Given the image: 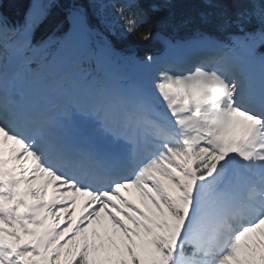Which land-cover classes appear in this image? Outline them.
Masks as SVG:
<instances>
[{
	"label": "snow or ice",
	"instance_id": "6c2138e0",
	"mask_svg": "<svg viewBox=\"0 0 264 264\" xmlns=\"http://www.w3.org/2000/svg\"><path fill=\"white\" fill-rule=\"evenodd\" d=\"M57 2L0 11V264H91L86 242L65 249L102 211L127 241L118 264H264V0H199L189 40L156 30L173 25L156 0H68L67 30L38 37ZM108 36L164 48L120 57L112 82L95 75L119 56ZM70 193L88 200L65 237Z\"/></svg>",
	"mask_w": 264,
	"mask_h": 264
},
{
	"label": "trees",
	"instance_id": "16d2710c",
	"mask_svg": "<svg viewBox=\"0 0 264 264\" xmlns=\"http://www.w3.org/2000/svg\"><path fill=\"white\" fill-rule=\"evenodd\" d=\"M33 0H0V11L8 17L11 23H17L22 21L23 16L27 9L32 5ZM161 6L163 12L161 14V20H172L173 25L167 28H161L157 25L156 30L161 32L163 36L175 37L178 40H188L194 36L196 32V24H187L180 26V21L184 19H191L195 21L199 13L203 10L199 0H172L171 4L165 2V0H156ZM68 0H58L57 4L51 8L49 17L37 28V36H48L56 31V23H63L64 27L56 32L57 36L63 34L67 30L68 24L66 23V7ZM105 35H108L105 33ZM108 39L112 41L116 52L120 57L136 56L142 57L145 50H151L160 52L164 48L162 38L152 40L149 43H138L133 37L128 36L122 39H116L112 36H108ZM255 55L264 54V45H258L255 48ZM121 62V61H120ZM120 71L127 70L124 63L120 65ZM8 227V225H6ZM23 235V233H21ZM27 239V237H25Z\"/></svg>",
	"mask_w": 264,
	"mask_h": 264
},
{
	"label": "rangeland",
	"instance_id": "374dc122",
	"mask_svg": "<svg viewBox=\"0 0 264 264\" xmlns=\"http://www.w3.org/2000/svg\"><path fill=\"white\" fill-rule=\"evenodd\" d=\"M114 59L112 61H110V62H104V61L98 62L96 64V67H95V71H96L95 75L101 76L105 71H108V73L110 75H115V79L117 81H119V80L122 81L124 79V77L126 76V74H129L130 72L127 71V72L122 73V74H120V73L117 74L116 73L117 63H116V61ZM39 70L42 71V72L44 71V69H39ZM100 70H101V72L103 70L101 75H99L97 73V71H100ZM140 198H141L142 202H144V205H145V202H146L145 199L146 198L142 197L141 193H140ZM144 209H145V211H147L146 206H145ZM21 211H23V209H21ZM64 216H65V214H62L61 226H63L66 222H68L69 219L71 220V223H72V227H70L68 229V232L65 233V237H67V236L71 235V233L75 229V226H76V223L78 221V218H76L75 216L74 217H67V218H65L66 221H64L63 220ZM49 223H51V218H49ZM129 226L132 227L131 224H129ZM40 231H42V229ZM139 231L141 232L142 235H145L144 232H143V229H140ZM109 232H110V237L109 238L107 237L105 239L108 240V241L113 239V241H115V242L110 241L106 245V241H105L104 238L101 239L100 241H97L95 239V235L90 230V224H89L86 230L81 231V232H79L76 235V239H75V241L73 243L67 245V248L65 249V252L67 251L68 248H71V249L75 250L77 248V246H81L82 247L83 244L86 242L89 245V248H90L89 260H90L91 264H118V262L120 260H122V259H129L130 260L131 257L129 255V253L127 252V248L124 247V243L119 239V236H121L122 233H119V229L116 226L114 228H112V230H110ZM85 238H86V240H85ZM145 238H147V237L145 236ZM63 239H64V237L61 238V240H63ZM134 239H136L137 244L140 243V239L139 238L134 237ZM250 240H251V237L248 238L247 242L250 243ZM123 241L125 243H127L125 238L123 239ZM105 251H107V252H105ZM137 252H139V248H137ZM102 253H104V254L105 253H109L110 255H102ZM67 259H68V257L66 255H61L59 264H65V261ZM240 259L242 261H244L245 264H247V259L245 258L243 252L240 253ZM232 264H236V262L233 261Z\"/></svg>",
	"mask_w": 264,
	"mask_h": 264
},
{
	"label": "bare ground",
	"instance_id": "6f19581e",
	"mask_svg": "<svg viewBox=\"0 0 264 264\" xmlns=\"http://www.w3.org/2000/svg\"><path fill=\"white\" fill-rule=\"evenodd\" d=\"M102 79L108 80V81H112V82H116L117 81L115 78H113V76H110L107 73L104 74ZM117 82H120V81H117ZM9 143H11V142H9ZM42 184H43V181H39V182H37L35 187H41ZM22 187H24V186H22ZM52 192H53L52 186L49 185L48 194L46 196H43L42 199L45 200V201L50 200L52 198ZM121 192L127 198L131 199L134 203L138 204L141 208H145L146 203H150V202H148L145 199L146 202H145V205H144V202H142V200L140 198V190L137 189V188L130 187L128 190L121 189ZM70 195H74L76 197L75 212H74V214L71 217L75 216L76 218L79 219V217L81 216V213L83 212L84 204L88 200V197L85 194H83V193H70ZM29 201L32 202L31 198H29ZM117 203L119 204L120 201H117ZM67 217L68 216L65 214V216L63 217L64 218L63 220L66 221L65 218H67ZM49 218H51V217H49ZM126 223H128V222H126ZM114 227L115 226L111 223V220H110L109 216L107 215V212H104V211H102L100 216L98 218L94 219L92 221V223L90 224V230L94 233L95 239L97 241H100L103 238L104 239L107 238V237L109 238L110 237V232L109 231L112 230V228H114ZM119 233H122L121 236H119V239L124 243V247H126L125 246L126 243L123 241V239L125 238L124 237V233L120 229H119ZM255 238H256L255 235L251 236L250 243L254 244ZM105 241H106V245H107V243H109L110 241H113V239L110 240V241L105 239ZM113 242H115V241H113ZM105 252H107V251H105ZM102 255H110V254L109 253H105V254L102 253Z\"/></svg>",
	"mask_w": 264,
	"mask_h": 264
}]
</instances>
